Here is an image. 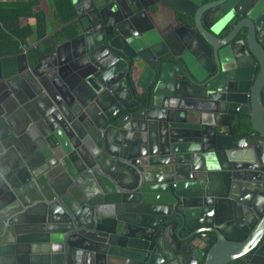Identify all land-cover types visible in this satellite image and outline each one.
Instances as JSON below:
<instances>
[{
  "label": "water",
  "instance_id": "water-1",
  "mask_svg": "<svg viewBox=\"0 0 264 264\" xmlns=\"http://www.w3.org/2000/svg\"><path fill=\"white\" fill-rule=\"evenodd\" d=\"M159 1L0 59V264H264V0Z\"/></svg>",
  "mask_w": 264,
  "mask_h": 264
},
{
  "label": "trees",
  "instance_id": "trees-1",
  "mask_svg": "<svg viewBox=\"0 0 264 264\" xmlns=\"http://www.w3.org/2000/svg\"><path fill=\"white\" fill-rule=\"evenodd\" d=\"M39 4V0H0V59L6 75L15 73L17 55L25 48H28L30 61L36 63L41 54L54 50L57 41L73 38L79 33L73 0H52L56 29L53 35H50L51 27L47 14L45 10L38 8ZM22 18L29 22L22 23ZM33 37L42 40L46 49L28 47L29 40ZM245 114L248 118L247 109ZM248 126V123H243L241 130L246 131ZM238 134L242 135V132Z\"/></svg>",
  "mask_w": 264,
  "mask_h": 264
},
{
  "label": "flooded vegetation",
  "instance_id": "flooded-vegetation-1",
  "mask_svg": "<svg viewBox=\"0 0 264 264\" xmlns=\"http://www.w3.org/2000/svg\"><path fill=\"white\" fill-rule=\"evenodd\" d=\"M80 1L81 2H79V4L77 5V8H80L82 10L84 9L85 12L92 11L93 8H95V5H100L103 2V0H80ZM137 1L138 3H140V5H145L148 7V12H149V15L153 23L157 26V28L159 27V29H163V31L165 32H170V31L177 29L179 27V22H180V21L178 22V19L187 20V17L176 12L171 6L163 5L161 1L159 0H137ZM167 1L168 3L173 4V5L174 4L180 5V2H178V0H167ZM230 25L231 24H228L227 27H230ZM76 44L77 46H79V49H80V42H76ZM55 50H56V47L54 48L53 51L44 52L38 58L48 55L54 52ZM68 52H69L68 46H63L62 48H60L61 57H66ZM48 64H49L48 59L43 60L42 66H47ZM1 65H2V62H1ZM2 70H3V67H2ZM3 74L6 75L4 71H3ZM234 118L235 116L231 115V119L233 120ZM244 120H247L245 110H241V112L239 113V120L237 121V125L233 126V130L235 132L237 139L245 136L248 131V129L244 132L240 130L241 129L240 127L242 126V124L245 123ZM240 132H242V135L238 134ZM173 246L179 254L183 250L182 246H180L178 243H175ZM186 253L189 254L188 251ZM203 262L204 261L201 259V257H198V258H194L191 264H203ZM243 262L245 261L240 260L238 261V264H242ZM227 264H231V263H227Z\"/></svg>",
  "mask_w": 264,
  "mask_h": 264
},
{
  "label": "crops",
  "instance_id": "crops-1",
  "mask_svg": "<svg viewBox=\"0 0 264 264\" xmlns=\"http://www.w3.org/2000/svg\"><path fill=\"white\" fill-rule=\"evenodd\" d=\"M39 2H40V4H39L38 8H42L43 10H45L47 17H48V21L50 23V27H51L50 35H53L56 32V29H55V25H54V14H53V9H52L53 8L52 0H39ZM21 22L27 23V22H29V20H27L26 18H22ZM30 22L33 23V20L30 19ZM66 40H68V39H63V40L57 41L54 45V48L57 47L59 44H62ZM36 46L40 50L46 49V45L42 43V40H36L33 37L29 40V46L28 47H36ZM25 49H27V48H25Z\"/></svg>",
  "mask_w": 264,
  "mask_h": 264
}]
</instances>
